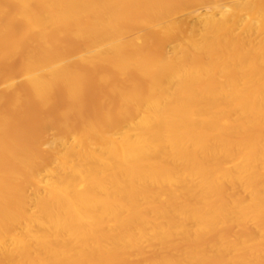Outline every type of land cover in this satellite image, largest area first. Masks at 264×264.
Masks as SVG:
<instances>
[{
	"label": "bare ground",
	"instance_id": "obj_1",
	"mask_svg": "<svg viewBox=\"0 0 264 264\" xmlns=\"http://www.w3.org/2000/svg\"><path fill=\"white\" fill-rule=\"evenodd\" d=\"M0 264H264V0H0Z\"/></svg>",
	"mask_w": 264,
	"mask_h": 264
}]
</instances>
